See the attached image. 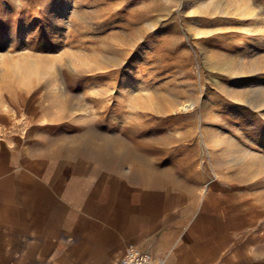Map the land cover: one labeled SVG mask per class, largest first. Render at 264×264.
<instances>
[{
    "label": "rangeland",
    "instance_id": "obj_1",
    "mask_svg": "<svg viewBox=\"0 0 264 264\" xmlns=\"http://www.w3.org/2000/svg\"><path fill=\"white\" fill-rule=\"evenodd\" d=\"M9 133L169 171L229 234L263 235L264 0H0Z\"/></svg>",
    "mask_w": 264,
    "mask_h": 264
},
{
    "label": "crops",
    "instance_id": "obj_2",
    "mask_svg": "<svg viewBox=\"0 0 264 264\" xmlns=\"http://www.w3.org/2000/svg\"><path fill=\"white\" fill-rule=\"evenodd\" d=\"M42 142L0 136V264H122L131 246L160 264H264V234H229L171 172Z\"/></svg>",
    "mask_w": 264,
    "mask_h": 264
},
{
    "label": "built area",
    "instance_id": "obj_3",
    "mask_svg": "<svg viewBox=\"0 0 264 264\" xmlns=\"http://www.w3.org/2000/svg\"><path fill=\"white\" fill-rule=\"evenodd\" d=\"M122 264H160L147 251H141L133 246L127 248Z\"/></svg>",
    "mask_w": 264,
    "mask_h": 264
},
{
    "label": "bare ground",
    "instance_id": "obj_4",
    "mask_svg": "<svg viewBox=\"0 0 264 264\" xmlns=\"http://www.w3.org/2000/svg\"><path fill=\"white\" fill-rule=\"evenodd\" d=\"M182 110H183V111H184V110L188 111V110H190V107L183 108Z\"/></svg>",
    "mask_w": 264,
    "mask_h": 264
}]
</instances>
